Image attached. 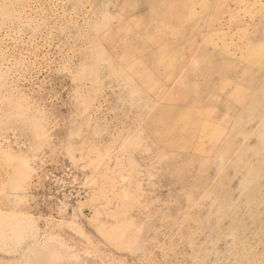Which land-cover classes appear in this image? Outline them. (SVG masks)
I'll list each match as a JSON object with an SVG mask.
<instances>
[{
	"label": "rangeland",
	"instance_id": "1",
	"mask_svg": "<svg viewBox=\"0 0 264 264\" xmlns=\"http://www.w3.org/2000/svg\"><path fill=\"white\" fill-rule=\"evenodd\" d=\"M0 264H264V0H0Z\"/></svg>",
	"mask_w": 264,
	"mask_h": 264
},
{
	"label": "bare ground",
	"instance_id": "2",
	"mask_svg": "<svg viewBox=\"0 0 264 264\" xmlns=\"http://www.w3.org/2000/svg\"><path fill=\"white\" fill-rule=\"evenodd\" d=\"M153 2H154V1H153ZM223 3H224V2H223ZM145 4H146V3H145ZM223 6H224V5H223ZM223 6H222V7H223ZM149 9H150V8H149ZM150 11H151V10H150ZM136 15H137V14H136ZM113 31H114V29H113ZM137 32H138V31H137ZM113 35H114V34H113ZM141 35H142V34H141ZM108 44H109V43H108ZM126 46H127V45H126ZM203 55H204V54H203ZM187 63H188V62H187Z\"/></svg>",
	"mask_w": 264,
	"mask_h": 264
}]
</instances>
